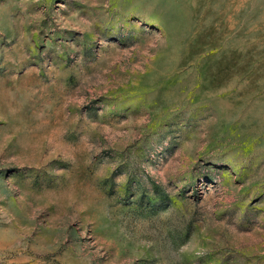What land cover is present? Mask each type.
<instances>
[{"label": "rangeland", "instance_id": "1", "mask_svg": "<svg viewBox=\"0 0 264 264\" xmlns=\"http://www.w3.org/2000/svg\"><path fill=\"white\" fill-rule=\"evenodd\" d=\"M0 264H264V0H0Z\"/></svg>", "mask_w": 264, "mask_h": 264}]
</instances>
